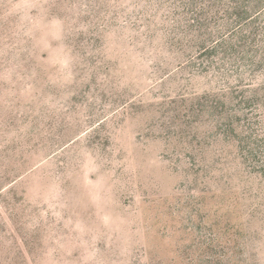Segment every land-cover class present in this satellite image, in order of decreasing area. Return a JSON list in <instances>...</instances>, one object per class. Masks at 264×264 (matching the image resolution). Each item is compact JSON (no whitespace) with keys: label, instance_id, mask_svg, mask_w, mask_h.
<instances>
[{"label":"rangeland","instance_id":"1","mask_svg":"<svg viewBox=\"0 0 264 264\" xmlns=\"http://www.w3.org/2000/svg\"><path fill=\"white\" fill-rule=\"evenodd\" d=\"M0 264H264V0H0Z\"/></svg>","mask_w":264,"mask_h":264}]
</instances>
